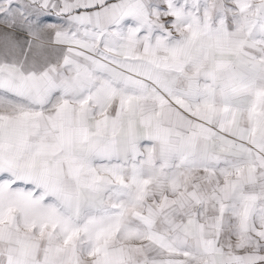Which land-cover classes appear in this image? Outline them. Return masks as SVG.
<instances>
[{"label":"snow or ice","instance_id":"6c2138e0","mask_svg":"<svg viewBox=\"0 0 264 264\" xmlns=\"http://www.w3.org/2000/svg\"><path fill=\"white\" fill-rule=\"evenodd\" d=\"M0 264H264V0H0Z\"/></svg>","mask_w":264,"mask_h":264}]
</instances>
